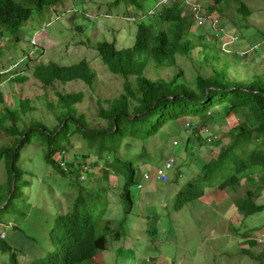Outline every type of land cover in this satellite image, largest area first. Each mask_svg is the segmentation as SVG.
I'll use <instances>...</instances> for the list:
<instances>
[{"label": "rangeland", "instance_id": "rangeland-1", "mask_svg": "<svg viewBox=\"0 0 264 264\" xmlns=\"http://www.w3.org/2000/svg\"><path fill=\"white\" fill-rule=\"evenodd\" d=\"M200 1L205 5L207 0ZM242 1L250 9L248 15L238 13V5L233 2L225 7V17L219 14L222 18L219 25L221 23L223 28L222 23L227 22L228 29L220 37L224 53L220 51L219 56L223 61L236 60L237 57L231 54L232 50H250L264 39V0ZM154 6L155 0H145L143 10H138L130 0L120 3L117 0H63L59 6L46 7L40 14L35 11L20 30L19 40L8 37L9 41L5 39L0 42V70L8 68L30 52L33 49L30 40L33 38L37 42L34 57L37 59L30 62L32 66L49 62L70 66L86 60L96 73V80L91 86L79 81L56 83L53 87L44 88L33 77L32 69H25V65H22L23 69L5 74L0 80V94L5 99H0V114L6 108L14 111L21 99L28 98L33 110L23 115L20 127L37 120L52 128L58 123L59 112L62 111L58 94H82V101L74 105L76 116L82 115L91 127L106 126V121L98 116L99 108H108L111 100L122 95L126 80L112 75L102 64L96 43L115 40L118 49L132 47L138 23L130 17L139 16ZM187 14L184 10V15ZM151 17H144V21L152 23L157 30L160 22ZM233 19L236 24L231 22ZM208 25L212 28L210 23ZM201 26L195 23L193 32L203 33ZM204 28L207 29L206 25ZM234 37L239 38L235 44ZM263 44H259L257 51H249L251 57H241V63L231 71V76L240 74L245 80L255 75L264 77ZM202 58L197 52L190 57L177 56L175 67L158 68L149 62L144 75L153 81H170L181 74L189 85L195 87L198 75L213 73V68L205 65ZM20 74L28 76V80L15 82L14 78ZM129 80L136 85V78ZM218 115L222 116L219 112ZM184 120L187 119L169 121L150 137L145 142L148 156L143 160L138 155L140 142L134 143L132 148L124 146L123 152L121 150L119 155L133 159L136 168L135 183L130 187L133 201L130 212L125 211L119 198L123 178L112 176L111 180L114 181L105 184L100 180V176H103L101 171L94 170L95 183L91 189L95 190L93 196L101 198H96L94 217L100 219L101 205L107 201L103 218L109 219V227L119 231L120 235L116 237L115 232H108L106 250L98 252L95 259L84 264H264V209L253 214L239 210L233 212L236 210L235 203H240L248 194V180L242 179V185L233 191L231 187L218 188L219 182L226 176L200 179L203 160L207 158L206 145L202 149H192L194 143L191 142L188 146ZM243 120V115H232L210 126L216 139L227 145L233 137L230 130ZM197 123L199 121H195L196 126ZM14 138L0 131V150L13 142ZM70 139L67 162L71 163L72 157L82 160V155L88 152V144L78 134L71 135ZM261 142L264 145V140ZM45 152V146L38 141L22 148L20 176L15 177L11 184L5 160H0V200L4 203L0 206V219L10 222L4 228L6 241L19 251L22 261L32 258V255L44 257L46 253L42 248L49 249L47 244L51 246L50 233L57 214L70 211L73 206L75 194L71 192L70 185L75 184L74 180L63 177L48 164ZM169 157L177 160V163L169 172L168 182L161 183L155 178ZM144 173L151 174L152 179H144ZM194 179L199 182L197 186L205 187V193L200 198L192 196L184 206L176 209L177 192ZM139 183L143 184V189L138 188ZM90 185L86 186L87 189ZM104 185L108 188L106 196L99 191ZM252 198L256 203L263 204L264 189L259 196L253 195ZM243 250H248L249 254ZM6 259H9V254L1 253L0 264H8L9 260L7 262Z\"/></svg>", "mask_w": 264, "mask_h": 264}, {"label": "trees", "instance_id": "trees-1", "mask_svg": "<svg viewBox=\"0 0 264 264\" xmlns=\"http://www.w3.org/2000/svg\"><path fill=\"white\" fill-rule=\"evenodd\" d=\"M62 1L0 0V42L5 39L9 41L8 37L19 40L20 30L33 17L35 11L40 14L46 7L54 8L62 4ZM121 1L117 0V3ZM130 1L138 10H143L145 0ZM157 1L155 0V5ZM197 2L203 5L208 15L220 14L225 17V7L230 2L238 5V13H250L242 0H207L205 5L200 0ZM225 2L227 4L223 6ZM140 15L130 17L138 23L135 44L132 47L118 49L115 40L96 43L102 64L112 75L126 80L122 95L111 100L108 108H99L98 116L106 121V126L91 127L82 115L76 116L74 105L82 101V94H58L62 111L59 112L58 123L52 128L37 120L20 127L23 115L33 110L28 98L21 99L14 111L6 108L0 114V131L9 137L15 136L13 142L0 150V160H5L10 184L15 177L17 179L20 176L19 157L22 148L34 141L45 146V159L48 164L75 183L70 185L71 192L75 194L73 206L70 211L57 214L50 233L51 246L47 244L49 249L42 248L46 253L42 258L32 255V258L25 261L20 260L19 251L6 241L4 228L10 222L0 219V254H9V259H6L7 262L9 260L8 264H84L95 259L98 252L105 251L107 233L115 232L117 237L120 232L110 228L111 221L103 218L108 207L107 201L101 205V214L97 210L100 219L96 220L94 217L95 201L100 196H93V172L101 171L103 176H100V180L105 184L114 181L111 180L112 176L123 178L119 198L125 211L130 212L133 205L130 187L135 183L136 168L133 159L119 154L121 150L123 152L124 146L132 148L134 143L140 142L138 155L143 160L148 156L145 142L169 121L187 119L188 121H183V127L188 135V146L191 142L194 143L192 149H202L206 145L207 158L203 160V174L200 179L226 176L219 182L218 188L222 190L231 187L233 191L242 185V179H247L250 189L248 188L247 196L240 203H235V209L245 214L264 209V203L258 204L252 198L253 195L259 196L264 189V145L261 142L264 140V77L255 75L245 80L240 74H230L241 63V57H251L249 51H257L256 48L261 42L264 43V39L250 50H232L231 54L237 57L236 60L223 61L219 56L220 51L224 53L220 37L228 32L227 22L222 23L223 28L221 23V27L217 28H211L207 24L205 29V25H202L203 33L197 34L196 30L194 33L192 27L195 20L189 14L184 15V6L177 2L158 9L152 17L148 15V10ZM146 16L158 20L160 28L155 30L152 23H146ZM231 22L236 24L235 19ZM238 40L239 38L234 44ZM31 45L34 46L32 43ZM194 52L199 56L201 54L205 65L213 68L211 75L197 76L195 87L189 85L181 74H177L170 81H153L144 75L149 62L158 68L175 67L177 56L190 57ZM25 56H30V52ZM34 59L37 58H27L23 63L17 64L19 67L16 66L14 71L17 73L25 65V69H32L33 77L44 88L53 87L56 83L79 81L91 86L96 80V73L86 60L70 66L53 62L32 66L30 62L36 61ZM3 76L5 75L0 74V80ZM132 77L136 78V85L129 80ZM27 80L28 76L21 74L14 78L19 83ZM0 99L5 101L2 94ZM232 115L244 117L239 126L230 130L232 141L227 145L218 140L211 144L207 142L204 131L211 129L210 124L216 121L220 123ZM195 121H199L197 126ZM190 127L193 128L189 133ZM73 134L81 135L89 149L87 154L82 155V160L72 157V162L68 163L66 157ZM83 174L86 180L82 179ZM196 180L190 181L188 186L177 192L174 205L176 209L184 206L192 196L200 198L205 193V187L197 186L199 182ZM88 185L90 190L86 187ZM106 186L99 189L105 196L108 190ZM2 202L0 200V206L4 204ZM99 222L104 225L101 226ZM243 251L249 254L248 250Z\"/></svg>", "mask_w": 264, "mask_h": 264}, {"label": "built area", "instance_id": "built-area-1", "mask_svg": "<svg viewBox=\"0 0 264 264\" xmlns=\"http://www.w3.org/2000/svg\"><path fill=\"white\" fill-rule=\"evenodd\" d=\"M174 2H177V3L181 4L182 6H184L185 12L188 13L189 15H191V17L195 20V23L198 26L201 25V24L202 25H207L208 23H210L212 25V27H215V28L220 27V25L218 23L219 20H220L219 17L216 16V15H208L206 13V11H204L203 5L201 3H199V2H197V0H159V1L156 2L155 7H152L148 11V14L149 15H155V12L158 9H160L162 7H167V6L171 5ZM231 37H233V36L231 35ZM234 38H235V40H233V42H235L238 39V37H234ZM31 43L36 44L37 42H35L34 39L32 38L31 39ZM34 54H35V50H32L30 52V56L29 57L34 56ZM29 57H24L19 62L13 64V66L10 67V70L15 69L17 64L23 63ZM187 126L189 127V124H187ZM191 128H193V127H190L189 133L191 132ZM204 132H205V137H206V141L207 142L213 143L214 141L217 140L216 139L217 138L216 134L213 133L210 128H207ZM169 158L166 159L163 162V166H162L161 169L158 170L156 178H155L157 181H159L161 183L168 182V180H169V172L174 167L175 162H177V160H174L172 158L169 159ZM62 166L64 168H66L64 163H62ZM143 177L146 180H151L152 179L151 178V174H149V173H144ZM82 179H85V174H83ZM138 188L139 189H143V184L139 183L138 184Z\"/></svg>", "mask_w": 264, "mask_h": 264}, {"label": "clouds", "instance_id": "clouds-1", "mask_svg": "<svg viewBox=\"0 0 264 264\" xmlns=\"http://www.w3.org/2000/svg\"><path fill=\"white\" fill-rule=\"evenodd\" d=\"M32 37H33V36H32ZM31 39H32V38H31ZM30 43H31V40H30ZM32 44H33V43H32ZM33 45H34V46H33V49H32V50H35V49H36L35 46L37 45V43H36V44H33ZM32 50H31V51H32ZM31 51H30V52H31ZM35 54H36V53H35ZM35 54H34V56H32V57H29V56H28V57H29V58H34V57H35ZM24 57H26V56H24ZM24 57H22V58H24ZM22 58H21V59H22ZM21 59H20V60H21ZM20 60H19V61H20ZM19 61H17V62H19ZM17 62H13L8 68H3L2 70H0V74H4V75H5V74H10V73H12L14 70H16V68L10 70V67L13 66V64H15V63H17Z\"/></svg>", "mask_w": 264, "mask_h": 264}, {"label": "crops", "instance_id": "crops-1", "mask_svg": "<svg viewBox=\"0 0 264 264\" xmlns=\"http://www.w3.org/2000/svg\"><path fill=\"white\" fill-rule=\"evenodd\" d=\"M234 213H236L237 212V210H235V211H233Z\"/></svg>", "mask_w": 264, "mask_h": 264}, {"label": "bare ground", "instance_id": "bare-ground-1", "mask_svg": "<svg viewBox=\"0 0 264 264\" xmlns=\"http://www.w3.org/2000/svg\"><path fill=\"white\" fill-rule=\"evenodd\" d=\"M21 65V64H20ZM17 67H19V66H17ZM139 175V174H138Z\"/></svg>", "mask_w": 264, "mask_h": 264}]
</instances>
